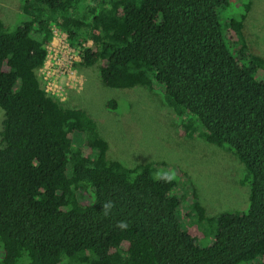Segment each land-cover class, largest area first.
<instances>
[{
  "label": "trees",
  "instance_id": "1",
  "mask_svg": "<svg viewBox=\"0 0 264 264\" xmlns=\"http://www.w3.org/2000/svg\"><path fill=\"white\" fill-rule=\"evenodd\" d=\"M232 3L225 25L230 0H25L27 20L0 19V264H264V58L247 41L252 0ZM54 28L79 69L161 93L183 136L233 152L247 211L209 217L179 192L184 172L110 160L94 119L45 92Z\"/></svg>",
  "mask_w": 264,
  "mask_h": 264
},
{
  "label": "rangeland",
  "instance_id": "2",
  "mask_svg": "<svg viewBox=\"0 0 264 264\" xmlns=\"http://www.w3.org/2000/svg\"><path fill=\"white\" fill-rule=\"evenodd\" d=\"M232 1L231 7L221 13L223 25L229 17L242 11L241 6ZM24 2L0 0V19L9 27L27 20L22 11ZM246 28L249 46L264 58V0H252ZM79 76L82 86L66 90L65 102L70 107L84 109L94 119L101 136L109 143L110 160L119 161L128 168L159 164L160 174L184 172L187 179L180 183L179 192L191 197L195 190L209 217L247 211L251 179L244 181L248 175L246 167L226 148L210 145L200 137L183 136L181 119L161 93L143 87L108 88L102 84L97 66L79 69ZM109 101L117 103L116 110L106 107ZM3 120L4 113L0 110V147ZM188 210L187 203L180 207L183 216ZM184 222H188L187 219ZM212 241L213 238L206 237L200 239L199 244L208 247ZM1 256L0 243V260ZM19 264H28V261L22 259Z\"/></svg>",
  "mask_w": 264,
  "mask_h": 264
},
{
  "label": "built area",
  "instance_id": "3",
  "mask_svg": "<svg viewBox=\"0 0 264 264\" xmlns=\"http://www.w3.org/2000/svg\"><path fill=\"white\" fill-rule=\"evenodd\" d=\"M80 58L66 33L53 29V37L47 47L46 60L39 71L45 92L62 102L66 100V90L82 86L77 64Z\"/></svg>",
  "mask_w": 264,
  "mask_h": 264
}]
</instances>
